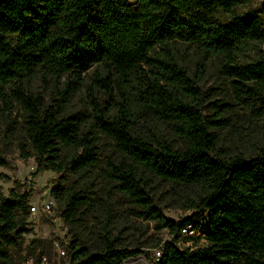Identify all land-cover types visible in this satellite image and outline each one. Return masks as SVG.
Segmentation results:
<instances>
[{
	"label": "trees",
	"instance_id": "1",
	"mask_svg": "<svg viewBox=\"0 0 264 264\" xmlns=\"http://www.w3.org/2000/svg\"><path fill=\"white\" fill-rule=\"evenodd\" d=\"M252 1L0 0V94L14 87L12 96L26 114L29 149L22 144V155L34 157V175H58L50 193L66 224L76 225L80 208L91 202L69 177L97 165L100 132L122 154L107 160L106 178L140 208L138 216L173 236L159 239L161 256L152 264H264V147L250 156L218 148L213 129L228 125V107L213 101L212 114L204 113L198 86L204 64L193 72L180 57L186 48L217 56L236 104L264 122V0L256 7ZM37 75L68 79L49 105L25 87ZM88 77L93 111L65 114ZM95 87L108 96V105ZM154 121L168 123L185 146L176 148L151 132ZM140 167L196 189L191 215L167 219ZM30 214L29 192L8 198L0 185V264L11 263L10 251L20 246ZM111 221L104 218L95 249L74 236L71 264H127L144 253L112 236ZM187 224L194 235L182 234Z\"/></svg>",
	"mask_w": 264,
	"mask_h": 264
},
{
	"label": "rangeland",
	"instance_id": "2",
	"mask_svg": "<svg viewBox=\"0 0 264 264\" xmlns=\"http://www.w3.org/2000/svg\"><path fill=\"white\" fill-rule=\"evenodd\" d=\"M258 4L259 0H253L251 6L256 7ZM180 57L182 64L193 72L200 69L197 68V63L204 64L203 73L198 72L201 76L198 86L205 98L204 113L212 114L210 103L213 101L221 102L228 107L226 114L229 118L228 125L225 128L213 129L218 137V148L226 149L231 155L243 153L250 156L264 147V122L236 104V94L229 78L220 73V59L217 56L201 57L193 48L184 49ZM67 81L66 77L59 80L53 78L44 80L37 75L26 82L25 87L34 93H40L46 105H49L53 98L59 97L58 92ZM91 83L88 77L85 85L70 97L65 114L93 111L89 102L91 90L87 88ZM12 87H5V96L0 94V160L5 161V164L0 162V185L6 197H11L13 192H29L32 202L56 182L58 175L50 170L34 175L36 170L34 157L28 159L23 157L20 146L25 144L29 149L25 132L26 114L23 107L13 98ZM94 90L99 100L108 105V96L98 87ZM114 113L115 110H112L111 114ZM151 132L173 142L176 148L185 146L184 140L174 133L168 123L154 121ZM97 134L99 153L97 165L89 171L69 177L70 184L82 190L84 195L91 199V202L80 208L77 224L71 226L65 223L58 202L51 214H35L30 209L28 231L20 246L11 249L10 264H71L69 252L67 255H61L55 245L57 237L63 239H60L61 247H65L64 241L70 245L76 236L84 246L95 249L100 243L103 220L108 215L112 218L110 223L112 236H120L129 248L137 247L144 250V253L129 258L127 264H152L155 253L159 250V239L163 242L173 240L167 228L158 229L155 221H147L138 216L137 210L140 208L106 178L104 170L107 160H119L122 154L111 138L100 132ZM140 174L149 195L154 199V204L162 210L167 219L179 222L191 215L192 210L188 205L195 197L196 189L161 178L143 167H140Z\"/></svg>",
	"mask_w": 264,
	"mask_h": 264
},
{
	"label": "built area",
	"instance_id": "3",
	"mask_svg": "<svg viewBox=\"0 0 264 264\" xmlns=\"http://www.w3.org/2000/svg\"><path fill=\"white\" fill-rule=\"evenodd\" d=\"M51 186L46 188L41 194L38 195L37 199L35 201L30 202V209L32 210V213H45V214H51V211L56 206L57 201L56 198L50 193ZM196 232L193 230V227L191 224H187L184 226L182 230V234L184 236L188 235H194ZM60 237L58 236L55 245L60 251L61 255H67L69 250V244L68 242L64 241L65 247H61L60 245ZM63 240V239H61ZM159 250L156 251L155 259H159L161 256V249L158 247Z\"/></svg>",
	"mask_w": 264,
	"mask_h": 264
},
{
	"label": "bare ground",
	"instance_id": "4",
	"mask_svg": "<svg viewBox=\"0 0 264 264\" xmlns=\"http://www.w3.org/2000/svg\"><path fill=\"white\" fill-rule=\"evenodd\" d=\"M135 259V258H134ZM141 263V262H140Z\"/></svg>",
	"mask_w": 264,
	"mask_h": 264
}]
</instances>
